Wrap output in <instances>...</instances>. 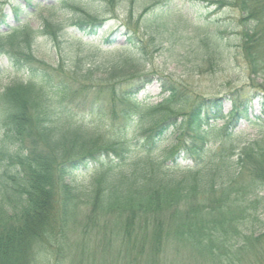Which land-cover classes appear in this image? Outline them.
I'll return each instance as SVG.
<instances>
[{"label": "trees", "instance_id": "obj_1", "mask_svg": "<svg viewBox=\"0 0 264 264\" xmlns=\"http://www.w3.org/2000/svg\"><path fill=\"white\" fill-rule=\"evenodd\" d=\"M36 1L17 3L13 16L25 13ZM45 1L50 2V10L72 15L75 32L96 35L113 19L104 17L116 0ZM169 1L150 6L141 15L142 30L153 36V47L163 50L168 45L174 57L192 54L203 61L213 55L222 40L216 33L206 34L204 40L189 36L179 26L187 25L188 15L173 20ZM235 4L248 24L239 35V47L256 75L264 70V0L209 1L220 10L235 9ZM192 22L196 24L197 18ZM44 25L35 32L18 22L0 34V53L16 73L26 75L0 93V264H67L69 260L74 264L76 257L82 264H176L180 259L182 264H264V230L254 228L260 222L255 221L257 206L264 202L259 196L264 191L262 162L258 171L256 166L251 170L253 176L260 172L251 189L240 187V192L235 187L248 173L246 159L255 158V151L264 159V145L256 142L237 153L208 148L211 137L235 136L234 129L255 103L264 115V83L252 95L243 89L223 97L193 98L167 81L158 105L138 101V94L156 78L163 80L156 73H145L150 60L144 41L129 24H116L107 43L119 34L126 42L115 57L93 55L95 51L86 45L87 51H79L82 58L96 60L85 70L73 65L76 74L101 72L97 97L109 96L108 104L93 102L87 116L96 115V122L85 124V116L76 120L78 126L71 114L63 113L70 99L68 82L51 70L35 68L36 58L28 53L40 35L61 24L45 19ZM71 38L82 42L80 37ZM187 45L191 51H186ZM226 104L230 107L225 114ZM117 106L122 107L119 113ZM106 111L112 116L106 117ZM178 111L185 113L180 122L174 115ZM217 116L228 117V125L203 127L201 120ZM61 120L67 123L58 126ZM102 129L109 134L99 133ZM138 129L145 136L130 141ZM165 142L162 158L152 157ZM82 206L88 214L80 231L92 229L105 234L106 240L110 232L109 239L120 241L113 260L106 247L88 251L82 246L75 253L64 248L62 240ZM101 220L108 221L100 224Z\"/></svg>", "mask_w": 264, "mask_h": 264}, {"label": "rangeland", "instance_id": "obj_2", "mask_svg": "<svg viewBox=\"0 0 264 264\" xmlns=\"http://www.w3.org/2000/svg\"><path fill=\"white\" fill-rule=\"evenodd\" d=\"M191 1L192 0H170L169 7L173 10L171 12V17L173 20L177 21L180 17L182 19V15H188V19L185 18L184 20L187 25L179 26H184L189 36H203L201 38L204 40L206 34L212 33L215 35L216 33L217 38L222 40L223 44H220V46L215 49L213 55H210L209 58H205L204 61L201 60V57L193 56L192 54H181L178 57H174L169 53L168 45H164L163 50L155 49L153 47V36L151 34L148 35L142 30L143 25L141 22L143 21H141V15L145 12V9L150 8V6L166 5V0H116L111 6L108 5L107 13L109 14L104 17L105 20L109 18L113 19L96 35H84L82 32H75V28L77 27H74V21L70 19L72 15L61 11L56 12L50 10V8H48L50 2H46L45 0L30 2V5L27 6L28 9L26 8V12L19 13L17 18L13 16L12 10L17 3L23 5L24 0H0V23H2L0 26V34L6 31V27L15 26L18 22L22 25H28V27L35 32L43 30L45 19H50L61 24L58 25L60 28L57 30L49 29L45 34L40 35V37L32 43L31 48L28 49V53L36 58L32 61L35 68L51 70L52 73L54 72L55 75H58V78L68 82L70 85V93L68 95L71 100H67L66 104H68V106L63 108V113L71 114L75 118V123L78 126H81L78 121L83 120L85 116L86 121H82L85 124L96 122L97 116L88 117V112L95 100L101 101V104H108L109 96L103 94L102 97H97L96 90L98 89V84H100L99 79H101V76L99 73L101 72L90 73L89 75L85 74V71H81L79 74H76L73 70V65L77 63L85 70L88 65H92L96 60V58H94L93 61L82 58V54L79 51L81 49H83L81 51H87L84 48L86 45H88L92 51H95V53L92 52L93 55H99L101 57L108 55L115 57L119 48L125 44L126 39L120 34L116 35L111 41V44H108L106 39L112 33L114 26L121 23L129 24V27L133 29L146 44L150 65H148L145 73H156L159 75L156 77L162 78L161 81L163 80L160 82V80L156 78L155 80L158 81L151 83L144 91L138 94V101H146L150 104L158 105L161 100L160 92L163 89L162 85L167 83V81L173 82L179 87L182 93L192 95L193 98L223 97L229 93L243 89L245 92L250 91L251 95L255 94V90L257 91L260 89L264 83V70H259L256 75H252L250 66L246 62L245 54H242L239 47V35L243 28H245V25H248L245 20L246 15H242L238 12L236 4V10L230 7H224V9L222 8L220 10L216 6L209 5L210 0H200L194 3H191ZM226 1L231 2L232 0ZM37 3H39V6ZM194 18H197L198 22L196 24L192 22ZM207 21L211 23L209 27L203 25L207 23ZM60 29H63V31ZM71 35L80 37L82 42H77L71 38ZM263 45L264 44L261 45V49L263 47L262 51H264ZM178 46L182 48L179 43ZM98 50H101L100 53H97ZM188 50L191 51V48L187 45L186 51ZM13 51L19 56L20 53L18 50L13 49ZM88 54H90V52H88ZM261 67L264 69V60L261 62ZM18 68L21 67H17V69ZM25 78L26 75L21 72L16 73V69L11 67L10 61L3 53H0V93L9 85L24 81ZM75 90H77L78 93L73 95ZM225 107L224 113L226 114L230 104H226ZM120 109H122V107L117 106L115 110L119 113ZM260 112L258 103H255L251 112L247 115V119L251 123H255V125H251L247 119L241 120L234 129L235 136L227 140L217 138L216 136L211 137L208 142V148L216 150L223 147L237 153L246 146L250 149L256 142L264 145V115ZM112 113L111 111H106L104 115L106 117H111ZM174 115H178L177 119L178 122H180L182 120L181 117L185 115V113L184 111H178ZM65 121L66 120H61L57 125L63 126L65 125ZM201 121L205 129H219L228 125L229 118L217 116ZM99 133L104 135L109 134V132L104 129ZM144 136L145 131L138 129L135 136H130L129 140H142ZM167 145V142L162 144L161 148L151 156L161 159L162 151H164ZM255 152L258 154L255 158L252 157L250 160L246 159L244 162L247 165L246 169L248 173L236 183L235 187L237 191L243 188L247 190L251 189L249 185L254 184L253 181L255 178L257 179V174L260 173L258 172L253 176L254 173H251V170H253L255 166V170L258 171L257 166L262 162L261 167L264 170V159H262L259 151ZM136 157L141 159L140 157L143 156L137 155ZM234 161L237 162V160ZM182 163L186 164L189 163V161H182ZM77 179V182H80L82 186H86L82 178ZM259 196L264 199V191H262ZM80 208L81 213L76 217L77 220L70 225L69 231L65 235V240H62L64 248L75 253L79 252L82 246L88 251H99L100 248L106 247L110 249L111 253L108 254V257L113 260L119 248L118 246H121L120 241L117 237L109 239L110 232L106 234L108 235V240H106L105 234L96 233V231H92V229H89V232L80 231V226L85 225L84 217L88 214L84 206ZM255 216V221H260L259 223H254L255 230H264V202L262 205L259 203V206H257V214H255ZM252 219H254V217ZM107 221L101 220L100 224L101 222L106 223ZM99 255L100 253H98L97 256ZM173 257L176 262H178L179 257L176 255H173ZM84 259L85 262L88 263V258L85 257ZM78 260L79 258L76 257V263L74 264H82L79 263ZM70 261L72 260H69L67 264H69ZM176 264H182V259H180V263L178 262Z\"/></svg>", "mask_w": 264, "mask_h": 264}]
</instances>
